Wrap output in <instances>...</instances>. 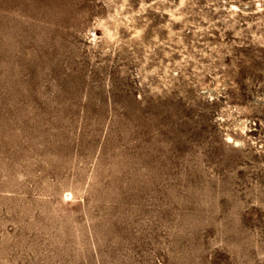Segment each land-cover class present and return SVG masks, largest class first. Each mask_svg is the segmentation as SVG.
I'll return each instance as SVG.
<instances>
[{
  "label": "rangeland",
  "instance_id": "rangeland-1",
  "mask_svg": "<svg viewBox=\"0 0 264 264\" xmlns=\"http://www.w3.org/2000/svg\"><path fill=\"white\" fill-rule=\"evenodd\" d=\"M0 264H264V0H0Z\"/></svg>",
  "mask_w": 264,
  "mask_h": 264
},
{
  "label": "bare ground",
  "instance_id": "bare-ground-1",
  "mask_svg": "<svg viewBox=\"0 0 264 264\" xmlns=\"http://www.w3.org/2000/svg\"><path fill=\"white\" fill-rule=\"evenodd\" d=\"M243 120H244V119H243ZM244 122H245V121H244ZM238 123H239V122H238ZM244 124H245V123H244ZM237 126H238V124H237ZM242 130H244L243 127H242Z\"/></svg>",
  "mask_w": 264,
  "mask_h": 264
}]
</instances>
